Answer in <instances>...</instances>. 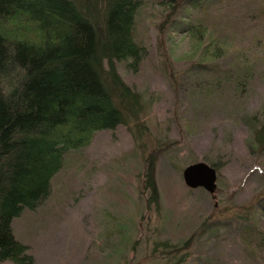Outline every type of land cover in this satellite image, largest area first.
I'll return each mask as SVG.
<instances>
[{
    "label": "rangeland",
    "instance_id": "obj_1",
    "mask_svg": "<svg viewBox=\"0 0 264 264\" xmlns=\"http://www.w3.org/2000/svg\"><path fill=\"white\" fill-rule=\"evenodd\" d=\"M229 1L217 21H203L224 49L214 69L199 50L206 38L165 32L162 44L165 12L157 19L147 1L152 22L137 24L146 57L134 72L118 65L142 97L140 115L69 153L49 196L11 220L36 264H264V155L253 145L264 119V0ZM159 148V204L149 205L144 161ZM198 161L215 169L213 197L182 181L183 167ZM187 239L177 255L166 251Z\"/></svg>",
    "mask_w": 264,
    "mask_h": 264
},
{
    "label": "trees",
    "instance_id": "obj_2",
    "mask_svg": "<svg viewBox=\"0 0 264 264\" xmlns=\"http://www.w3.org/2000/svg\"><path fill=\"white\" fill-rule=\"evenodd\" d=\"M147 1L0 0V261L36 264L28 246L14 238L12 218L49 196L69 153L89 145L97 131L140 115L142 97L118 65L134 72L146 57L137 24L147 18ZM154 1L152 15L160 19L165 12L156 25L162 44L165 32L187 33L198 44L206 38L199 50L209 59L205 68L214 69L224 49L211 36L215 28L203 21L217 18L232 2ZM233 19L217 29L228 28ZM247 32L258 36L252 28ZM212 80L215 87L221 76ZM242 82L237 77L232 85ZM253 134L256 156L264 155V119ZM161 151H149L144 161L149 205L159 204L155 172ZM188 244L187 239L166 251L178 253Z\"/></svg>",
    "mask_w": 264,
    "mask_h": 264
},
{
    "label": "water",
    "instance_id": "obj_3",
    "mask_svg": "<svg viewBox=\"0 0 264 264\" xmlns=\"http://www.w3.org/2000/svg\"><path fill=\"white\" fill-rule=\"evenodd\" d=\"M184 185L188 188L200 187L208 192L211 197L215 194V169L212 165L198 161L187 164L181 171Z\"/></svg>",
    "mask_w": 264,
    "mask_h": 264
},
{
    "label": "bare ground",
    "instance_id": "obj_4",
    "mask_svg": "<svg viewBox=\"0 0 264 264\" xmlns=\"http://www.w3.org/2000/svg\"><path fill=\"white\" fill-rule=\"evenodd\" d=\"M158 202H159V201H158ZM158 202H157V203H158ZM154 203H155V202H154ZM157 203H156V204H157ZM41 204H42V203H41ZM37 206H39V204H38ZM33 210H34V209H33ZM11 225H12V223H11ZM180 253H181V252H180ZM177 254H178V253H176V255H177ZM31 256H33V254H31ZM176 260H177V259H176ZM35 262H36V260H35Z\"/></svg>",
    "mask_w": 264,
    "mask_h": 264
}]
</instances>
